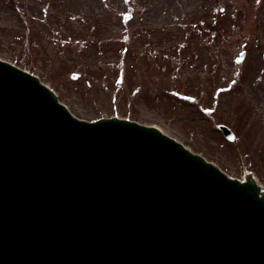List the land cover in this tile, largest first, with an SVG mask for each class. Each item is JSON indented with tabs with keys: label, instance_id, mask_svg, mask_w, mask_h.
Returning a JSON list of instances; mask_svg holds the SVG:
<instances>
[{
	"label": "water",
	"instance_id": "obj_1",
	"mask_svg": "<svg viewBox=\"0 0 264 264\" xmlns=\"http://www.w3.org/2000/svg\"><path fill=\"white\" fill-rule=\"evenodd\" d=\"M0 264H264V188L0 59Z\"/></svg>",
	"mask_w": 264,
	"mask_h": 264
},
{
	"label": "rangeland",
	"instance_id": "obj_2",
	"mask_svg": "<svg viewBox=\"0 0 264 264\" xmlns=\"http://www.w3.org/2000/svg\"><path fill=\"white\" fill-rule=\"evenodd\" d=\"M263 52L264 0H0V59L74 116L155 125L264 186Z\"/></svg>",
	"mask_w": 264,
	"mask_h": 264
},
{
	"label": "snow or ice",
	"instance_id": "obj_3",
	"mask_svg": "<svg viewBox=\"0 0 264 264\" xmlns=\"http://www.w3.org/2000/svg\"><path fill=\"white\" fill-rule=\"evenodd\" d=\"M257 2H259V0H257Z\"/></svg>",
	"mask_w": 264,
	"mask_h": 264
}]
</instances>
